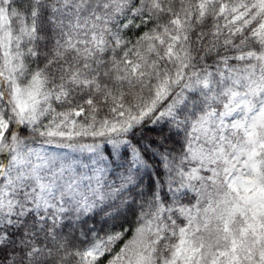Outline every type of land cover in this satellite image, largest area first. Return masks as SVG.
I'll list each match as a JSON object with an SVG mask.
<instances>
[{
    "label": "snow or ice",
    "instance_id": "1",
    "mask_svg": "<svg viewBox=\"0 0 264 264\" xmlns=\"http://www.w3.org/2000/svg\"><path fill=\"white\" fill-rule=\"evenodd\" d=\"M0 264H264V0H0Z\"/></svg>",
    "mask_w": 264,
    "mask_h": 264
}]
</instances>
